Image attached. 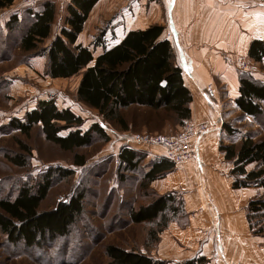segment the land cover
Returning a JSON list of instances; mask_svg holds the SVG:
<instances>
[{
  "label": "rangeland",
  "instance_id": "374dc122",
  "mask_svg": "<svg viewBox=\"0 0 264 264\" xmlns=\"http://www.w3.org/2000/svg\"><path fill=\"white\" fill-rule=\"evenodd\" d=\"M45 2L54 3L59 12L56 14L57 17L55 16L53 30L56 29L58 22L59 26H63V20L67 16L66 6L71 0H13L8 7L0 9V201H12L24 185L37 186L51 170L48 174L51 187L40 203L38 211L51 210L58 202L67 200L81 190L85 193L84 210L68 235L44 241L39 248L22 243L11 244L0 231V264H107L104 248L108 244L117 245L125 250L140 251L157 258L156 248L160 234L156 243H148L149 227L145 224L130 223L128 212L131 207L136 208L145 204L148 197L154 195L150 184L141 190L142 174L152 161L158 158L168 159L166 150L160 146H147L143 143L132 145V150L144 155L145 158L141 161L139 171L123 175H118L120 170L116 157L131 135H175L185 122H190L194 126L202 123L207 125L209 130L213 126L208 121L189 120L190 117L179 123L172 113L163 108L153 110L138 105H130L120 110L119 116L125 122L126 129H121L116 121L113 123L105 121L98 112L77 100L76 90L81 78L80 73L67 79L50 78L45 75L43 65L30 63L31 58L37 54L22 55L15 48L20 32L16 30L8 33L4 29L6 21L17 14H19L17 18H20L23 24H27ZM163 4L164 0H110V4L104 5L103 9L107 16H110L108 8H114V5L128 7L132 16L142 14L147 19L151 18L149 26L160 27V40H165L162 38L165 30ZM216 4V10L221 16L220 23L224 31L227 27L230 28L232 37L230 41L235 43L228 52L223 51V56L227 57L230 65L238 71V77L241 73H246L264 82L262 64L250 60L247 51L244 55L242 53V45L247 42L246 39L264 40V1L216 0ZM253 26L261 31L250 33V28L254 29ZM95 34L93 43L98 42V37H103V33L99 34L96 31ZM47 43L48 41L45 42ZM172 62L175 63L174 54ZM213 82L207 90L214 92L212 102L220 107L222 124L227 126L226 136H230L228 130L234 132L231 135V143L239 145L243 137H250L252 141H264V104L262 115L257 118L246 116L229 100L231 81L221 82L214 79ZM46 100H52L59 110L69 109L81 117L82 122L78 129L82 132L93 123L100 124L107 133V141L92 135L88 147L64 151L45 139L40 125L32 126L28 135L9 129L12 119L24 121L26 113L35 109L38 102ZM66 134L67 131H61L58 135ZM17 140L29 150V155L23 153L25 157L23 166L8 161V158H16L22 154ZM231 143L223 141L224 145ZM75 156L82 157L84 165H74ZM177 164L180 163H174V166ZM252 167L253 165L249 164L246 169L250 170ZM231 168L230 165L226 172L230 178V186ZM241 189H248L243 199L245 212L250 200L264 195V187L239 188V191ZM144 194L149 196L145 197ZM189 215L186 216L187 220ZM170 222H176L180 228L187 225L183 218ZM256 236L264 238V235ZM176 242L183 247L180 242ZM167 262L171 264L170 261Z\"/></svg>",
  "mask_w": 264,
  "mask_h": 264
},
{
  "label": "trees",
  "instance_id": "16d2710c",
  "mask_svg": "<svg viewBox=\"0 0 264 264\" xmlns=\"http://www.w3.org/2000/svg\"><path fill=\"white\" fill-rule=\"evenodd\" d=\"M13 0H0V9L8 7ZM98 0H71L66 6L67 16L63 20L59 34L49 41L51 27L57 10L54 3L45 2L32 19L23 24L17 15L10 17L4 29L10 33L18 30L15 48L22 55L37 54L46 56L45 75L52 79H67L81 74L76 90L77 100L98 112L105 121H116L121 129L126 124L119 116L120 110L130 105L149 109H165L172 113L179 123L190 117V94L183 84L180 68L172 62V47L167 40H160L161 28L153 25L144 30L130 31L110 49L94 56L88 47L76 44L78 34L89 12ZM264 1V0H263ZM2 32V31H1ZM94 42L93 46L99 44ZM247 57L262 64L264 68V40H252L249 43ZM235 106L242 114L257 118L263 114L264 82L249 74L238 77V96ZM24 121L12 119L10 130L28 135L34 125H40L47 141L64 151L88 147L92 135L107 141L106 132L98 123H93L82 132L78 129L81 117L69 109L59 110L52 100L40 101L35 109L26 113ZM227 131V126L224 124ZM67 131L66 136H59ZM228 134L234 132L228 130ZM22 154L8 161L23 166L24 155L29 150L19 140L16 141ZM219 150L224 158L232 163L230 176L232 188L264 187V141H252L243 137L239 145L220 143ZM118 175L140 170L145 158L138 152L125 147L118 155ZM253 165L247 170V165ZM74 165H84L82 157H74ZM57 169V168H56ZM174 169V163L166 158H158L149 164L148 171L142 174L140 184L144 190L150 182L162 178ZM60 171V170H57ZM51 170L48 171V174ZM71 174L70 172H66ZM46 175L35 187L24 185L12 200L0 201V231L11 244H24L38 247L44 241L68 235L71 227L82 215L85 193L83 190L72 194L67 200L58 202L48 211H38L40 203L46 197L51 181ZM122 177V176H121ZM148 197L149 195H145ZM130 223L145 224L148 243H156L158 235L172 220L183 218V202L175 193L148 197V201L128 212ZM246 220L252 235H264V195L250 200L246 207ZM107 264H168L165 260L153 258L146 253L125 250L108 244L104 248ZM204 258H195L182 264H203Z\"/></svg>",
  "mask_w": 264,
  "mask_h": 264
},
{
  "label": "crops",
  "instance_id": "0c3cea01",
  "mask_svg": "<svg viewBox=\"0 0 264 264\" xmlns=\"http://www.w3.org/2000/svg\"><path fill=\"white\" fill-rule=\"evenodd\" d=\"M109 4L110 0L94 4L76 39V44L88 47L93 55L112 48L130 31L144 30L151 22L142 14L132 16L128 7L115 5L107 9V16L103 8ZM216 5V0H164L163 4L162 38L172 47L175 64L191 97L189 120L208 121L213 127L195 142L194 160L175 165L162 178L149 183L154 196L175 193L182 200L187 223L184 228L176 222L167 225L159 235L156 257L171 264L195 258L206 259L203 264H264V238L250 234L243 210L248 189L232 190L226 175L232 163L219 151L220 143H231V135L226 136L220 107L212 102L214 92L207 90L214 79L231 81L230 102L238 96V71L223 56V51L228 52L235 43L230 41V28L224 31ZM59 25L55 30L52 25L48 43L59 34ZM253 28L252 34L261 31ZM95 30L103 33L96 47ZM254 39L243 43V55ZM30 63L43 65L45 70L47 58L35 56Z\"/></svg>",
  "mask_w": 264,
  "mask_h": 264
},
{
  "label": "built area",
  "instance_id": "2783aa9c",
  "mask_svg": "<svg viewBox=\"0 0 264 264\" xmlns=\"http://www.w3.org/2000/svg\"><path fill=\"white\" fill-rule=\"evenodd\" d=\"M194 126L190 122H185L181 130L175 135L142 136L131 135L126 139L127 149H132V145L143 143L147 146H160L166 150V157L174 163H181L185 160L195 159V142L208 130L205 124Z\"/></svg>",
  "mask_w": 264,
  "mask_h": 264
},
{
  "label": "bare ground",
  "instance_id": "6f19581e",
  "mask_svg": "<svg viewBox=\"0 0 264 264\" xmlns=\"http://www.w3.org/2000/svg\"><path fill=\"white\" fill-rule=\"evenodd\" d=\"M189 160H192V159H189ZM185 161H187V160H185Z\"/></svg>",
  "mask_w": 264,
  "mask_h": 264
}]
</instances>
